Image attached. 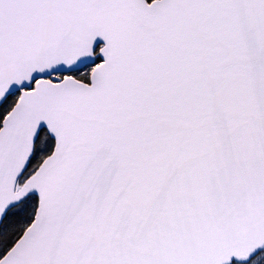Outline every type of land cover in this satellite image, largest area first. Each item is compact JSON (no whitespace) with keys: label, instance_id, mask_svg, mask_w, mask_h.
<instances>
[{"label":"snow or ice","instance_id":"6c2138e0","mask_svg":"<svg viewBox=\"0 0 264 264\" xmlns=\"http://www.w3.org/2000/svg\"><path fill=\"white\" fill-rule=\"evenodd\" d=\"M0 264H264V0H0Z\"/></svg>","mask_w":264,"mask_h":264}]
</instances>
